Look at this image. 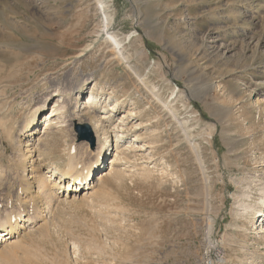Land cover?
Here are the masks:
<instances>
[{"label":"rangeland","instance_id":"1","mask_svg":"<svg viewBox=\"0 0 264 264\" xmlns=\"http://www.w3.org/2000/svg\"><path fill=\"white\" fill-rule=\"evenodd\" d=\"M0 15V219L22 218L0 264H264L262 217L251 213L264 191V0H0ZM55 88L65 109L86 111L81 121L118 99L107 113L116 128L132 109L123 140L134 147L96 197L59 193L46 211L54 180L39 174L35 193L34 169L63 171L70 148L87 161L97 145L70 116L63 135L39 123L31 161L19 130ZM91 90L100 103L82 109Z\"/></svg>","mask_w":264,"mask_h":264},{"label":"bare ground","instance_id":"2","mask_svg":"<svg viewBox=\"0 0 264 264\" xmlns=\"http://www.w3.org/2000/svg\"><path fill=\"white\" fill-rule=\"evenodd\" d=\"M42 2V1H41ZM246 3V2H245ZM253 3V2H252ZM100 4L102 5V8L104 9L105 6L103 5V2H100ZM3 14V13H2ZM64 15V14H62ZM1 16V15H0ZM4 16V15H2ZM6 16V15H5ZM246 16V15H245ZM5 17H3L2 20H4ZM7 20V18H6ZM8 21V20H7ZM52 21V20H50ZM110 21V20H109ZM71 24V23H70ZM73 24V23H72ZM11 25L12 22H11ZM17 29V28H16ZM3 32V31H0V33ZM4 33V32H3ZM6 33V32H5ZM74 34V33H73ZM12 36V35H10ZM9 36V37H10ZM8 37V36H7ZM6 37V38H7ZM8 37V38H9ZM44 37V36H43ZM4 39V38H3ZM261 41L262 43H264V36L261 38ZM94 42V41H93ZM0 44H3V42H1ZM90 45V44H89ZM1 48V47H0ZM5 48V47H4ZM2 47V49H4ZM9 49V47H7ZM4 51H6V49ZM88 48V47H87ZM18 49V48H17ZM11 50V49H10ZM1 51V50H0ZM2 52V51H1ZM0 52V53H1ZM15 52V51H14ZM3 53V52H2ZM7 53V52H6ZM9 53V52H8ZM114 53V52H113ZM121 56V55H120ZM122 57V56H121ZM21 58V57H19ZM124 59V58H123ZM19 60V59H17ZM22 60V59H20ZM1 62V61H0ZM14 62V61H13ZM16 63V62H14ZM117 63V62H116ZM14 65V64H13ZM16 65V64H15ZM6 66V65H5ZM2 68V67H1ZM138 75V74H137ZM3 76V75H2ZM235 78V77H234ZM144 81V80H143ZM86 84V83H85ZM59 86V85H58ZM77 86V85H76ZM79 86V85H78ZM75 89L77 90L78 94L82 93V90L80 89V87H78ZM64 88V86H63ZM69 89V88H68ZM256 89V88H255ZM255 89H253L252 91L253 92H257L255 91ZM72 90V89H71ZM257 90V89H256ZM251 91V92H252ZM117 94V93H116ZM103 95V94H102ZM65 96V98L63 97ZM157 96V95H156ZM53 97H57L58 99H56L55 101V105L52 106L51 110L49 112H44V110H47L45 109V105H46V101L48 100V98H53ZM62 97V98H61ZM86 101L82 102L83 104V107L82 109H85L87 108V103H90L92 102L93 100H95V98L97 99L98 98V94H94V91L91 90L89 92V94L86 96ZM123 97V96H122ZM61 98V100H60ZM77 98V97H76ZM65 99H66V93H62L59 89H54L51 93H49L47 95V97L41 102L39 103L38 105H36L35 107L32 108V110L29 112L28 116L26 117V121L24 123V128H22V130H19L20 131H26L27 135L26 137H28V140H26V145H31V155H30V158L32 159L31 161L33 162L34 159H38V158H34V155L36 154H33V152H38V147L35 145V143H37V141H39V137H37V135H34V134H39V129L37 128L39 123L40 124H43V129H42V132L43 134H47L49 130L53 129L57 132H62V128L63 126L65 125L67 127V123L66 121H69L70 119V122H68V124H72V125H76V124H88V126L90 127V130L92 131V135L94 136V139L96 140V149L94 151V153L90 150V156L88 158L87 161H83L81 158V156H78L77 155V152L75 153V150L74 149H71L68 151L67 153V160H66V163H65V168L63 171H60L58 169V167L53 166L52 167L51 165L49 166L50 169H46L47 171L44 172L43 169H40V170H35L34 169V173L38 174L37 176V183L35 184V193H44L43 190H41L43 187H44V184H41L39 182L40 181V177H39V174H43V173H50L48 174L47 176L52 178L54 180L53 183H48L50 185L47 186L49 187V191L52 193L51 196H52V201L51 199L49 200L48 198H50V196L48 198H45V202H43V204L45 203V205H42V206H45V210L46 211H49V207H50V203L51 202H54L53 200L54 199H59L61 200V198H59V196H61L59 193H62V196H63V199L64 201H67V202H72V201H75L79 195L83 192V196L81 195V197L83 198H91L93 197L97 191L95 190V187L97 185L98 182L102 183V182H106V181H113V180H119L121 178V175L124 173L121 169V167H119L121 165V163L123 164V161L126 160L127 158V151H130L131 147H134L133 146V142L131 141H124L123 140V133H127L126 131L130 130L128 129V127H131V126H128L127 125V121L128 119L133 116V110L132 109H125L127 110L126 111V114H123V116H121L120 120L116 121L118 123H116V128L114 125L111 126V124H113L114 122L112 121V119H110V114H107L108 112H112V110H115L114 107L116 106V104H120V106L118 107H122L123 103L120 102V103H117L118 102V99H115V103H112L110 104L111 105V108L109 110H105L106 109V106L107 105H104L103 106V109H104V113L105 114H102V116H96L97 114H93L92 117L88 118L89 120L88 121H81L80 119V114H85L86 111L84 110H81L80 108L75 111V110H67L65 109L66 108V103H65ZM83 99V98H82ZM85 99V98H84ZM69 100V99H67ZM79 100V99H78ZM101 99L98 98V103H100ZM96 102V100L94 101ZM97 103V104H98ZM106 102H104L105 104ZM69 105V104H68ZM96 105V104H95ZM99 106V105H98ZM97 106V107H98ZM140 111V110H138ZM79 112V113H78ZM110 112V113H111ZM125 113V112H124ZM135 113V112H134ZM143 113V112H142ZM79 114V115H78ZM107 114V115H106ZM139 115V114H138ZM69 116H70V119H69ZM10 118V117H9ZM69 120H67V119ZM132 118H135L132 117ZM66 119V121H65ZM9 120V119H7ZM6 120V121H7ZM243 120V119H242ZM3 121V120H1ZM0 121V123H1ZM6 121H4V124L6 123ZM16 121V120H15ZM91 122H94V124H92ZM3 123V122H2ZM64 123V124H63ZM3 124V125H4ZM133 125V124H132ZM64 126V127H65ZM135 126V125H133ZM132 126V127H133ZM223 126V125H221ZM13 127V126H12ZM230 127V126H229ZM10 128V126H9ZM120 128V129H119ZM65 130V128H63ZM191 129V128H190ZM55 132V133H57ZM60 132V133H61ZM129 132V131H128ZM54 133V132H53ZM114 133V138H115V144H114V155L113 157L111 158V160L109 161V165H107V160H105V157L106 155H108L107 153V150L109 149V141H110V136L111 134ZM62 134V133H61ZM63 135V134H62ZM228 135V134H227ZM238 135V134H237ZM33 136V137H31ZM36 136V137H35ZM59 136V135H58ZM127 134L125 135V138ZM128 136H130L128 134ZM31 137V139H30ZM41 137V136H40ZM53 137H57V136H53ZM42 138V137H41ZM45 138V137H43ZM21 139V138H20ZM230 139V138H229ZM30 140H32V142H30ZM60 140V139H59ZM64 140V139H63ZM127 140V139H126ZM19 141V140H18ZM127 142V143H126ZM59 143V142H58ZM64 143V142H63ZM79 143H82V144H85V145H88L87 142H79ZM109 143V144H108ZM126 143V144H125ZM233 145H235V142L231 139V142ZM48 144V143H47ZM108 145V146H107ZM65 146V145H64ZM139 146V145H138ZM50 147V146H49ZM67 147H70V146H67ZM88 147V146H87ZM229 147V146H228ZM41 148V147H40ZM66 148V146H65ZM74 148V147H73ZM81 148V147H80ZM140 148V147H138ZM137 148V149H138ZM143 148V147H141ZM231 148H233V146H231ZM56 151V150H55ZM64 151V150H63ZM50 152V151H48ZM46 152V153H48ZM24 153V152H23ZM39 153V152H38ZM64 154V153H63ZM22 155V154H21ZM20 155L21 158H19L20 160L22 159V156ZM99 155H101V160H99ZM24 156V155H23ZM51 156V155H50ZM64 156V155H63ZM66 156V155H65ZM263 156V155H262ZM81 157V158H80ZM59 158V157H57ZM85 159V158H84ZM236 159V158H235ZM54 160V159H53ZM57 161V160H56ZM59 161V160H58ZM62 161V160H61ZM125 162V161H124ZM40 163V162H39ZM33 164V163H31ZM52 164V163H50ZM60 164V163H59ZM158 164V163H157ZM61 165V164H60ZM124 165V164H123ZM263 166V164H261ZM21 166V164H20ZM38 166V165H36ZM145 166V165H144ZM44 167V166H43ZM60 167V166H59ZM125 167V166H124ZM146 167V166H145ZM102 168V171H99L96 176H93V172L97 169H100ZM144 168V167H143ZM28 169V168H27ZM33 169V168H32ZM145 169V168H144ZM150 169H153V168H150ZM157 169V168H156ZM130 170V169H129ZM162 170V169H161ZM259 170V169H258ZM147 171V170H146ZM145 171V172H146ZM150 171V170H149ZM163 171V170H162ZM145 172H141L140 173H145ZM152 172V171H151ZM155 172V171H154ZM31 174V173H30ZM164 174V173H163ZM46 176V177H47ZM32 176L29 175V178H31ZM44 177V176H43ZM47 177V178H48ZM35 178V177H34ZM49 178V179H50ZM36 180V179H35ZM44 180V179H43ZM80 181L81 183H76V181ZM33 181V180H31ZM99 183V184H100ZM109 183V182H108ZM102 185V184H101ZM100 185V186H101ZM99 186V188H100ZM45 188V187H44ZM101 189V188H100ZM104 189V188H102ZM260 190V189H259ZM43 191V192H42ZM47 192V190H45ZM48 191V192H49ZM49 192V193H50ZM108 192V191H107ZM33 194V192H31ZM35 193L33 194V196L35 195ZM48 193V194H49ZM259 193V191H258ZM102 194V193H101ZM105 195V194H104ZM97 195H95L96 197ZM102 196V195H101ZM29 197V196H28ZM37 197V196H36ZM35 197V198H36ZM104 197V196H102ZM32 198V197H30ZM43 197H41V200H42ZM34 199V198H32ZM37 199V198H36ZM49 201H48V200ZM29 200V198H28ZM57 200V201H59ZM259 201V200H258ZM32 203V201H31ZM39 203V202H38ZM243 203V201H242ZM244 204V203H243ZM29 204H27L28 206ZM33 205V203H32ZM250 205V204H248ZM256 205V204H255ZM26 206V207H27ZM246 206L245 208H248L247 205H244ZM25 207V206H24ZM34 207V206H33ZM52 207V206H51ZM54 207V206H53ZM32 208V206L30 207ZM38 208L39 205H38ZM36 208V209H38ZM44 208V207H43ZM244 208V209H245ZM250 210H253V212H251L252 214L255 212L258 213V218L260 219L261 218V226H260V236H263L264 238V191L261 195V201L260 203L257 205V207H250ZM18 209V208H17ZM34 209V208H33ZM32 209V211H33ZM15 210V209H14ZM248 210V209H246ZM5 211V210H4ZM3 211V213H4ZM45 211V212H46ZM2 212V210H1ZM10 212V211H9ZM14 212V211H13ZM52 212V211H50ZM246 212V211H245ZM6 213V211H5ZM29 213V212H28ZM11 214V213H10ZM9 214V215H10ZM51 214V213H50ZM6 215V214H5ZM48 215V214H47ZM12 216V215H11ZM42 216H46V214L43 212L40 217H38L37 219H32L30 216H29V226L31 225H35L37 223V220H41L42 219ZM49 217V216H48ZM256 217V216H255ZM46 219H50V218H46ZM21 221H22V218H21V215H17L15 217H4L3 219H0V246L2 245H7L9 246V244L11 246H13L14 242L16 241L15 239L12 240L11 238L15 237V234L17 231H19V228H22V224H21ZM46 221V220H45ZM25 222V221H24ZM40 223H44L43 221L40 222ZM47 223V222H46ZM42 224L41 226H45V224ZM50 224V223H49ZM251 224V223H250ZM24 225V224H23ZM39 225V224H38ZM40 226V227H41ZM48 226V225H47ZM259 226V225H258ZM257 226V227H258ZM26 228V227H24ZM32 227H29L28 229H30ZM34 229V228H33ZM25 230V229H24ZM47 231V230H46ZM49 231V230H48ZM36 232V231H35ZM248 232V231H247ZM30 233V232H29ZM38 233V232H37ZM17 239V238H16ZM260 239V238H259ZM10 240V241H9ZM19 240V238H18ZM18 243V241H17ZM15 245V244H14ZM73 245V249L76 250L78 247L75 243H72ZM4 249V248H3ZM3 253H2V256H8V253H10L9 251L10 250H7V248H5ZM78 250V249H77ZM3 251V250H2ZM8 252V253H7ZM0 253V255H1ZM11 254V253H10ZM124 255V254H123ZM125 256V255H124ZM137 258V257H136ZM139 258V257H138ZM252 258V257H251ZM115 259V258H114ZM118 260V259H116ZM124 261V260H123ZM130 261V260H129ZM136 261V260H135ZM141 261V260H140ZM251 261V260H250ZM112 262V261H111ZM110 262V263H111ZM119 262V261H118ZM128 264V263H127ZM139 264V263H138Z\"/></svg>","mask_w":264,"mask_h":264},{"label":"water","instance_id":"3","mask_svg":"<svg viewBox=\"0 0 264 264\" xmlns=\"http://www.w3.org/2000/svg\"><path fill=\"white\" fill-rule=\"evenodd\" d=\"M86 129L88 131L87 135H83L82 134V129ZM75 130L78 132L79 136L83 139H87L91 145H93L94 143V137L91 133V130L89 129V127L87 125H82V124H76L75 125Z\"/></svg>","mask_w":264,"mask_h":264}]
</instances>
